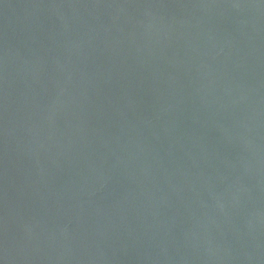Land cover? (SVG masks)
<instances>
[{
    "label": "water",
    "instance_id": "95a60500",
    "mask_svg": "<svg viewBox=\"0 0 264 264\" xmlns=\"http://www.w3.org/2000/svg\"><path fill=\"white\" fill-rule=\"evenodd\" d=\"M0 264H264V0H0Z\"/></svg>",
    "mask_w": 264,
    "mask_h": 264
}]
</instances>
